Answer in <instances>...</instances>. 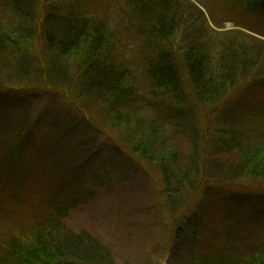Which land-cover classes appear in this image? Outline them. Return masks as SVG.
Returning a JSON list of instances; mask_svg holds the SVG:
<instances>
[{
	"label": "trees",
	"instance_id": "obj_1",
	"mask_svg": "<svg viewBox=\"0 0 264 264\" xmlns=\"http://www.w3.org/2000/svg\"><path fill=\"white\" fill-rule=\"evenodd\" d=\"M233 1L249 9L250 4L261 0ZM129 2L136 14L146 10L149 16L144 91L118 56L116 29L105 16L88 11L87 0H0V60L23 61L36 39L54 50L49 80L58 88H73L77 83L81 96L94 94L109 127L122 133L132 150L162 175L167 204L179 206L182 193L189 195L191 188L197 187L196 193L212 181L263 184V46L247 45L231 37L216 39L207 33V27L216 31L198 7L202 20L186 16V7L180 12L178 1L146 0V8L144 2ZM227 5L232 8V0H227ZM236 26L244 27L241 23ZM67 62L77 67V74L68 71ZM192 106L208 108L202 133L200 125L193 123ZM209 129L198 164L197 141ZM178 137L187 138L193 149L184 159L175 147ZM76 141L71 138L73 146ZM67 149L75 153L71 146ZM17 150L16 145L0 146L1 163L9 167L15 155L21 156ZM184 162L187 166L182 170ZM70 206L64 199L55 201L49 212L46 208L32 216L29 226H17L19 238L13 236L15 233L0 237L5 245L0 250V263L104 262L109 255L102 243L90 232H75L64 223ZM24 229L28 235L21 238ZM224 233L232 242L230 248L222 244L227 250L197 254V245L210 235L193 227L190 260L184 264H264V241L242 252L234 250V233Z\"/></svg>",
	"mask_w": 264,
	"mask_h": 264
},
{
	"label": "rangeland",
	"instance_id": "obj_2",
	"mask_svg": "<svg viewBox=\"0 0 264 264\" xmlns=\"http://www.w3.org/2000/svg\"><path fill=\"white\" fill-rule=\"evenodd\" d=\"M129 1L133 0H87V6L116 29L118 56L144 91L149 16L146 10L136 14ZM135 1L146 8V0ZM176 1L180 12L186 7V16L194 20L200 17L198 7L216 31L207 27V33L216 39L262 45L264 60V0L249 9L233 0L232 8L227 0ZM26 54L15 63L0 60V146L16 145L21 155H15L9 167L0 161V237L15 233L17 226H29L32 216L46 208L49 212L55 201L64 199L71 204L64 223L75 232H90L107 251L108 258L99 264L187 263L193 227L210 235L197 245V254L227 250L222 244L230 248L225 231L235 235L234 250L243 252L264 241V183L212 181L196 193L197 187L189 195L182 193L179 206L167 204L162 175L132 150L122 133L109 127L93 93L81 96L77 83L58 88L49 80L54 50L36 39ZM66 67L77 74L76 66L67 62ZM207 110L192 106L193 123L200 125L201 133ZM209 132L197 141L198 164ZM72 137L77 145L71 144ZM175 147L182 159L193 150L185 137L175 139ZM26 230L21 238L28 235Z\"/></svg>",
	"mask_w": 264,
	"mask_h": 264
}]
</instances>
